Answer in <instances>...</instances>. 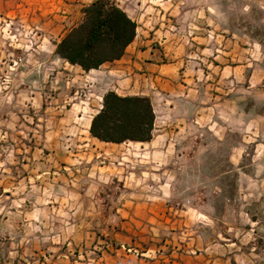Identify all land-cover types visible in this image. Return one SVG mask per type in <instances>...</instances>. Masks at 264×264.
<instances>
[{
  "label": "rangeland",
  "instance_id": "rangeland-1",
  "mask_svg": "<svg viewBox=\"0 0 264 264\" xmlns=\"http://www.w3.org/2000/svg\"><path fill=\"white\" fill-rule=\"evenodd\" d=\"M92 1L0 0V264H264V0H110L136 35L84 71ZM107 91L163 138L92 137Z\"/></svg>",
  "mask_w": 264,
  "mask_h": 264
},
{
  "label": "trees",
  "instance_id": "trees-1",
  "mask_svg": "<svg viewBox=\"0 0 264 264\" xmlns=\"http://www.w3.org/2000/svg\"><path fill=\"white\" fill-rule=\"evenodd\" d=\"M136 35V23L110 0L84 7L81 21L59 40L55 53L84 71L118 60ZM154 114L145 96H121L107 91L92 116L89 133L102 142L147 141Z\"/></svg>",
  "mask_w": 264,
  "mask_h": 264
},
{
  "label": "crops",
  "instance_id": "crops-1",
  "mask_svg": "<svg viewBox=\"0 0 264 264\" xmlns=\"http://www.w3.org/2000/svg\"><path fill=\"white\" fill-rule=\"evenodd\" d=\"M120 60V59H118ZM118 60H115V61H118ZM113 61V62H115ZM91 70H95V69H91ZM90 71V70H89ZM138 94V93H136ZM140 94L142 95H147V93L145 92H141ZM151 106H152V110H153V114H154V119H153V124H152V129H151V138L147 141H138V143H141V144H145V143H156L157 141H160L164 135H161L158 133L156 127H157V123L158 122V117H159V110L157 109V106L154 104V102L151 100ZM99 108H101V105H99ZM98 112V110L96 111V113ZM93 115H90L89 118H88V121H87V127L89 126V123H90V120L92 118ZM170 137H172L171 133L169 134ZM174 138V137H173ZM179 143H182L181 141H178ZM177 143V142H175ZM175 149V152H186L185 150H183L182 148H185L184 146L183 147H176L174 146L173 147ZM177 148H181L180 150L177 149Z\"/></svg>",
  "mask_w": 264,
  "mask_h": 264
}]
</instances>
